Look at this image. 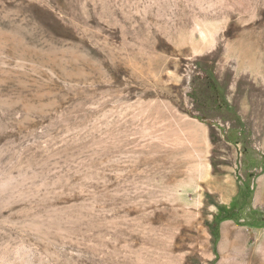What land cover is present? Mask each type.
I'll use <instances>...</instances> for the list:
<instances>
[{
  "label": "rangeland",
  "instance_id": "374dc122",
  "mask_svg": "<svg viewBox=\"0 0 264 264\" xmlns=\"http://www.w3.org/2000/svg\"><path fill=\"white\" fill-rule=\"evenodd\" d=\"M260 217L264 0H0V264H264Z\"/></svg>",
  "mask_w": 264,
  "mask_h": 264
},
{
  "label": "trees",
  "instance_id": "16d2710c",
  "mask_svg": "<svg viewBox=\"0 0 264 264\" xmlns=\"http://www.w3.org/2000/svg\"><path fill=\"white\" fill-rule=\"evenodd\" d=\"M248 197H250V190L248 187H246L245 189H241L239 191V193L232 199L230 204L219 206V211L217 215L214 217L212 226H210L215 237L218 236L219 224L223 220L228 218L238 219V214L245 218L254 217V212L252 210H249L247 212L243 209L245 204L244 201ZM257 221L260 222L261 224H264V218L262 217L258 218Z\"/></svg>",
  "mask_w": 264,
  "mask_h": 264
}]
</instances>
